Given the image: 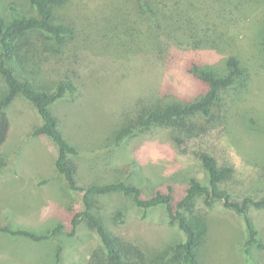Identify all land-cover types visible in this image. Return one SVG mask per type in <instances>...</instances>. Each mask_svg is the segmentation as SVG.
Returning <instances> with one entry per match:
<instances>
[{
  "label": "rangeland",
  "instance_id": "rangeland-1",
  "mask_svg": "<svg viewBox=\"0 0 264 264\" xmlns=\"http://www.w3.org/2000/svg\"><path fill=\"white\" fill-rule=\"evenodd\" d=\"M153 12H141L138 0H66L55 8V23L73 35L55 45L40 32L23 38L16 60L22 77L48 92L69 80L66 95L50 105L59 127L77 154L80 186L125 181L146 196L171 184L176 194L195 176L206 181L199 154L213 155L233 167L223 182L235 200L264 195V0H146ZM28 0H0L6 19L33 15ZM237 58L243 85L219 92L211 115L194 114L164 124L137 128V112L198 99L206 85L201 69L225 75L227 58ZM18 59V58H17ZM22 66V68H21ZM7 85L0 75V98ZM10 127L0 146V227L49 232L64 213L80 207L82 191L68 190L57 176L55 147L45 134L33 133L41 119L21 95L7 106ZM131 128L121 141L117 133ZM194 198L186 211L199 242L195 264H264V208L248 209L262 248L246 245L242 218L216 200L206 207ZM98 212L115 234L137 244L147 264H174L172 247L184 239L168 223L164 206L142 209L129 197H95ZM122 210L123 221H113ZM63 228L35 241L0 231V264H86L99 243L80 221L74 236ZM248 248V249H247Z\"/></svg>",
  "mask_w": 264,
  "mask_h": 264
},
{
  "label": "trees",
  "instance_id": "trees-1",
  "mask_svg": "<svg viewBox=\"0 0 264 264\" xmlns=\"http://www.w3.org/2000/svg\"><path fill=\"white\" fill-rule=\"evenodd\" d=\"M65 1L28 0L35 14L16 16L11 20H6L0 14V75L7 85V92L0 98V146L6 141L10 127L6 108L19 94L32 103L40 116L41 123L35 126L33 133L47 135L54 144L53 166L57 176L68 190L82 191L80 207L68 209L69 211L64 213L66 224L58 222L44 234H37L27 229H12L8 226L0 227V231L39 241L52 238L63 228L69 229L68 236H74L79 222L83 221L94 231L99 241L98 245L90 251L86 264H147L145 252L137 244L113 233L106 225L102 214L97 211L96 196L120 193L129 197L134 205L142 209L164 206L168 223L176 224L184 235V239L171 249L174 264H195L199 234L195 223L190 220L186 211L194 198L201 196L206 207H211L216 200H220L224 208L239 215L246 230V245L262 248L263 243L257 237V230L247 212L250 207L264 208V195L256 197L245 194L239 200L233 199L229 191L221 186L233 173V167L219 164L217 159L209 153L203 152L198 156L206 173V181L202 182L195 176L190 177L188 184L182 188V196L176 200L174 199L176 190L171 184H167L164 190H155L150 196H146L139 186L122 180L87 186L77 184V166L69 157V154H77V150L68 142L59 127L56 116L50 110L51 103L66 95L70 88V81L58 82L55 90L48 92L46 89L37 88L31 79L22 77L16 63V60L22 59L23 62V59H29L26 55H19L25 43L22 40L30 32L43 33L55 45H62L68 37L73 35L70 26L54 22L55 8ZM138 5L142 13L148 11L154 13L146 0H138ZM226 64L228 71L225 75L217 74L212 70H199L197 76L207 88L198 99L154 107L145 112L141 108L135 117L137 128L155 127L170 120L186 119L197 113L205 117L210 116L219 92L232 85L241 86L245 81V75L238 65L237 58L228 57ZM129 133H132L131 128L120 130L116 135V142L121 141ZM122 217V210L117 211L113 221L116 222L117 219L123 221ZM60 250L59 244L55 264H61Z\"/></svg>",
  "mask_w": 264,
  "mask_h": 264
}]
</instances>
